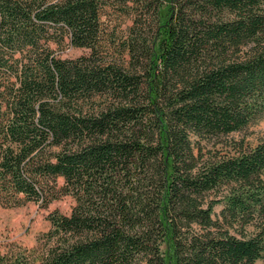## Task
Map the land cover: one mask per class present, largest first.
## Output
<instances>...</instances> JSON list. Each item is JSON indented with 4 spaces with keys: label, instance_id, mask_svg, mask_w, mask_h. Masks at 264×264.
Instances as JSON below:
<instances>
[{
    "label": "trees",
    "instance_id": "1",
    "mask_svg": "<svg viewBox=\"0 0 264 264\" xmlns=\"http://www.w3.org/2000/svg\"><path fill=\"white\" fill-rule=\"evenodd\" d=\"M120 1L0 0V200H76L0 264H256L264 0Z\"/></svg>",
    "mask_w": 264,
    "mask_h": 264
},
{
    "label": "rangeland",
    "instance_id": "2",
    "mask_svg": "<svg viewBox=\"0 0 264 264\" xmlns=\"http://www.w3.org/2000/svg\"><path fill=\"white\" fill-rule=\"evenodd\" d=\"M122 8L120 0H116ZM119 8L109 9L112 14L107 18L110 20L112 29H117L120 33L131 25V16L122 15ZM57 48V46L55 45ZM88 48L75 47L65 43L58 48V53L62 57H77L89 53ZM235 138H243L250 143H256L264 137V115L247 126L244 130L234 135ZM59 184H63V178H59ZM76 200L72 195H63L53 200L47 206H42L37 202H28L21 206H6L0 200V253L5 252L13 244H18L23 248H34L38 245V238L51 227L49 220L50 213L59 211L60 213L70 214ZM222 204L215 207V212L219 213ZM164 251H168L167 245L163 246ZM256 264H264V259L259 260Z\"/></svg>",
    "mask_w": 264,
    "mask_h": 264
}]
</instances>
